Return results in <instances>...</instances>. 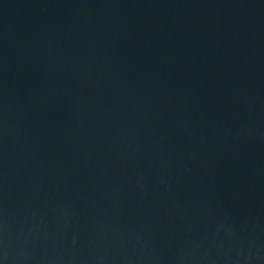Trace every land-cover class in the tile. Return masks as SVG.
Returning <instances> with one entry per match:
<instances>
[{"label":"water","instance_id":"water-1","mask_svg":"<svg viewBox=\"0 0 264 264\" xmlns=\"http://www.w3.org/2000/svg\"><path fill=\"white\" fill-rule=\"evenodd\" d=\"M0 264H238L153 0H0Z\"/></svg>","mask_w":264,"mask_h":264}]
</instances>
